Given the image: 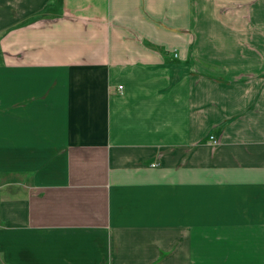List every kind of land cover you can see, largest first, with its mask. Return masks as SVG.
<instances>
[{
	"label": "crops",
	"instance_id": "0c3cea01",
	"mask_svg": "<svg viewBox=\"0 0 264 264\" xmlns=\"http://www.w3.org/2000/svg\"><path fill=\"white\" fill-rule=\"evenodd\" d=\"M0 264H264V0H0Z\"/></svg>",
	"mask_w": 264,
	"mask_h": 264
},
{
	"label": "built area",
	"instance_id": "2783aa9c",
	"mask_svg": "<svg viewBox=\"0 0 264 264\" xmlns=\"http://www.w3.org/2000/svg\"><path fill=\"white\" fill-rule=\"evenodd\" d=\"M214 141V140H213ZM216 142V141H215Z\"/></svg>",
	"mask_w": 264,
	"mask_h": 264
}]
</instances>
